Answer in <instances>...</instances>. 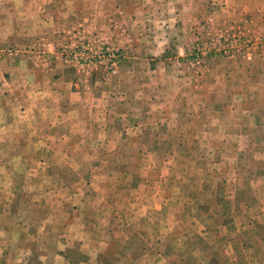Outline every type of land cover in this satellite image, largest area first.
<instances>
[{"label": "rangeland", "instance_id": "374dc122", "mask_svg": "<svg viewBox=\"0 0 264 264\" xmlns=\"http://www.w3.org/2000/svg\"><path fill=\"white\" fill-rule=\"evenodd\" d=\"M28 1L0 0V128L7 125L0 129V264H264V102L256 100L264 98V75L251 85L238 69L264 65V0H172V37L184 46L182 53L172 51V131L152 130L167 119L153 116L155 106L137 105V90L127 85L129 109L149 114L142 115L147 129L129 130L121 148L115 144L120 134L112 137L114 148L53 146L56 140L47 148L24 145L20 115L33 92L27 62L57 58L37 39L24 38L32 25L24 19ZM67 1L53 3L62 9ZM45 3L37 0L33 10H50ZM137 6L130 17L49 19L50 26L37 17L33 27L36 36L52 29L58 59L79 70L102 69L114 85L122 63L136 54L130 49L142 33ZM10 8L23 31L17 42L6 34ZM83 51L101 58L81 63ZM213 65L225 80L218 101L204 105L190 98L196 84L185 76L202 78ZM43 72L41 82L50 87ZM139 89L147 98L156 91L149 80ZM9 91L17 98H6ZM189 106L207 110L211 124L178 118ZM217 110L224 115L216 117ZM8 114L15 126L7 124ZM47 154L56 162L33 163ZM82 158L89 162L76 164Z\"/></svg>", "mask_w": 264, "mask_h": 264}, {"label": "crops", "instance_id": "0c3cea01", "mask_svg": "<svg viewBox=\"0 0 264 264\" xmlns=\"http://www.w3.org/2000/svg\"><path fill=\"white\" fill-rule=\"evenodd\" d=\"M36 1L37 0H29V3L27 2L30 7L28 11L24 12V19L29 20V23L32 25L31 28L26 29L24 38L37 39L38 42H41L40 44L46 46L48 52H53V56L57 58L56 60L46 62L47 64L45 63V65H34V62H27L29 63L27 65L29 77L33 81V92H30V95L25 99L24 114L20 115L24 123L19 125V128H24V131H26L22 132V137L25 141L24 145L31 147L37 145L38 147L47 148L52 146L49 143L50 140H56L59 144H54L53 146L65 147L68 145L72 147L112 148L115 144H119L118 147L121 148L129 139V130H134L141 134L147 129L146 121H142L143 118L147 116L142 115L147 111L144 110V112L142 111L140 114L139 112L129 109L130 103H128V101H130L133 94L126 91L127 85H134V90L132 89V91L137 90L135 95V98H137V105L144 107L143 104L146 102V108H148V106H155L158 110L153 116H162V118L167 119L165 121L166 124L154 122L156 126L152 127V130L172 131V127H170L172 114H174L170 107L172 104V51L174 50V53H182L184 49V46L181 43H177L176 39L172 37V0H142V2L141 0H95L93 2H91V0H70L72 1L70 4L68 0L62 9L57 8L56 3H53L54 0H46L45 4H49L50 10L45 8V15L42 10L37 12L33 10V4H36ZM88 1H90L91 4L87 6L86 2ZM134 4L138 5L136 7L137 11L135 16L142 22V33L136 36L138 40L137 42L134 40L135 47L133 46V48L130 49L131 53L136 52V54H133L125 63H122L121 72L118 76L119 81L114 85L110 84L111 80H108L109 77L103 75L102 69L94 72L85 69L88 71L87 72L85 70L75 69L70 64L58 59L55 39L57 36L51 33L52 29L47 30V33H43L42 36L38 35L41 37L39 40V37L35 35L38 29L37 27H33V25L35 24L38 26V24L34 22L37 17L43 20L46 19L45 23L49 26L51 25V19L52 21L60 19L69 22V20H83L85 17L107 20L109 17H114V15L117 14L130 17L133 15L131 13L135 12ZM161 5L164 6L163 11L159 10ZM17 14L18 12L16 10L12 12L10 8L8 17L4 18V22L7 21L6 27L8 28L6 34L15 42H17V40H23L22 29L16 28L17 20L18 18L20 19ZM178 15H180V12ZM160 21L162 22V26L159 25ZM63 25L64 22H62V26ZM146 26L151 27L148 29ZM53 27H55L54 23ZM53 30L56 32L58 29L53 28ZM45 37L46 39L44 40ZM52 38H54V41H51ZM44 41H49L50 43H43ZM173 47H177V50ZM158 54H163V57L155 56ZM41 66L43 68H41ZM219 66L220 65H213L202 78H194L195 81L185 76L186 79H189L190 83L196 84V89L192 92L193 94L191 93L192 95L190 94L192 100L199 99L202 103L205 101L203 103L204 105H206V101L208 100L218 101V94L216 95L215 93L218 91L221 84H223V79L225 80V78L219 80V78L213 74L216 71L214 69ZM238 69H241V73L245 74L246 82L251 85L259 81L260 75H264V65L262 63H254L253 66L246 69V71L243 67ZM91 70H93V68ZM242 70H244V72ZM43 71H45L46 77L48 74L47 84L50 87H46L41 82ZM144 80H149L151 83H154L156 87V91L154 90V93L148 98L144 94L142 96L139 95L144 91L143 89H139L142 87ZM38 85H41L40 87L43 90L40 91ZM165 86L169 87L170 90L166 91L164 88ZM211 89H213L212 92L214 93L210 92ZM201 90L202 95L200 99L197 96ZM117 94L120 95V97H118ZM5 97L16 99L17 95L14 91H9ZM173 97L176 100L184 99V95L179 93H175ZM256 100L257 102H261L260 105H263L264 98L261 99L257 97ZM165 101L170 102L169 105L166 104ZM203 104L201 106H203ZM133 107L136 108L135 105ZM193 107L194 106H189L185 112H182L186 115L185 117H183L182 114L177 117H182L185 122H189L190 124L195 123L199 119H201V124L205 125V127L211 124L212 121H209L210 117L207 110H202L204 106L201 107L199 111ZM124 108H127V110H124ZM256 113L254 112V114ZM147 114L149 113L147 112ZM257 114L261 115L262 112H258ZM177 115H179V113H177ZM222 115H224L223 111L220 110L219 115V110H217L216 117H222ZM202 121L204 123H202ZM8 123L15 126V117L8 114L7 124ZM214 123L217 124V121ZM6 126L7 125L2 126L0 129L3 130ZM114 134H120V141L115 144L113 142L114 139H112ZM6 138L12 140V138ZM101 139L104 140L103 144L100 142ZM59 141H63V143ZM66 157L72 160V157L67 155ZM56 159H58L59 162L66 163L58 157ZM25 160L29 162V159L26 158ZM32 161L33 163L56 162L55 159L48 154L44 155V157H42V155L36 157V159H32ZM75 161L76 164H85L89 162L85 158L76 159ZM93 162L97 163V160Z\"/></svg>", "mask_w": 264, "mask_h": 264}, {"label": "built area", "instance_id": "2783aa9c", "mask_svg": "<svg viewBox=\"0 0 264 264\" xmlns=\"http://www.w3.org/2000/svg\"><path fill=\"white\" fill-rule=\"evenodd\" d=\"M107 49L109 50V47H107ZM97 53H98L97 51H94L91 54L85 53V51H83V53H81V55H80L81 56L80 58L83 60V61H81V63H87V64L97 63L98 59L101 58L100 55L96 56ZM64 54H66L68 56V54L66 53V50L64 51ZM109 55L114 56V55H111V53H109ZM75 56L76 55H74L73 57H75ZM75 58H77V57H75ZM115 58H113V60H111L112 62L110 63V69H111L112 73L117 72V59H115Z\"/></svg>", "mask_w": 264, "mask_h": 264}]
</instances>
